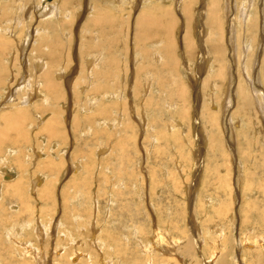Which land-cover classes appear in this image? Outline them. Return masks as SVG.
I'll return each mask as SVG.
<instances>
[{
    "label": "rangeland",
    "instance_id": "rangeland-1",
    "mask_svg": "<svg viewBox=\"0 0 264 264\" xmlns=\"http://www.w3.org/2000/svg\"><path fill=\"white\" fill-rule=\"evenodd\" d=\"M36 1L37 0H27V3H29V6L32 8V9L31 8L28 9V4L26 3V0H17V2L15 0H0V27L5 26L8 30V32H7V30H6V32H4L5 35L3 33L4 30L2 32H0V35L7 40H9V38H10V41H7V43H8L7 45H9V46H6L5 48H0V57L3 56L2 60L0 59V89H1L0 95H2L1 93H2V90H4L3 87L5 84H10V85L12 84L14 86L11 89L14 94L11 92V90H9L10 91L9 95L11 94L12 97L13 96L16 97V94H17L16 99H19V97L24 93L23 91H25L23 89H20V88L16 89V88L20 86V85L18 86V84H17L20 82L19 80L17 82V78L19 77L20 79H22V73L27 72L26 69H24V64L26 62L25 61L26 58L24 55L28 54L29 50L32 47L30 43H32L33 37H31V35H33L34 32L31 33L30 31L32 30L33 26H35L36 23L41 19V16L39 14L40 13L42 15L46 14V12H48V9L51 8L50 6L53 4V0H38L39 2L38 1L36 2ZM58 1H55V2L58 3ZM81 1H82V4H83V1H84V3L88 2V0H81ZM182 1H185V0H182ZM206 1L207 0H204V3H202L201 1L196 3L195 9H193V10L196 11L198 8L200 10L201 9L203 10ZM236 1H238V2H236ZM236 1L235 0H229V1L228 0H224V1L221 0V2H220V6L223 8L222 10H224L226 6L228 7L227 3L229 5H231V9L229 8L227 10V14L225 16L228 17V19L231 16L230 20L233 21L234 28L237 29L238 32L243 33V34H241L242 37H240V41L243 43H241V42L240 43L241 44L245 43L246 45L249 44L250 48H251V49H249L247 47L246 50L244 49L242 51H239V49H236L237 47L234 46V45H236V44H234L235 42L233 40H231V37L229 34V32H230L229 28H228V26L226 27L224 25V27H226L225 28L226 31L223 30V32H224L223 33V44H224V47L226 48V59L229 60V65H231V71L234 75L235 80L237 78L238 72L240 73L239 68L241 70L246 69V71L250 70L251 76H252L253 72H255V75L258 73L257 69H259V67L256 66V67H258L257 69H256V67L253 68V65H252L253 60L250 59L251 56H249L248 54L249 53L251 54L254 51L253 49H254V46L256 45L255 38L260 37L258 34L261 32V34L263 35V33H264V27H263V30H262V27H260L259 29H256L255 27L254 28L253 27L245 28V26L242 25L243 26L242 27L240 25V23L235 20V18L239 15L238 10L240 9V6L243 4V2H245L247 0H236ZM18 2L20 4L18 6L19 9H18V7H15V4ZM31 2L32 3L34 2L35 4L34 3L32 4ZM260 2H262V0L261 1L260 0L255 1V3H254L255 11L257 9L259 10V7L260 8H261V6L263 7V4H260ZM22 3H23V5H22ZM174 3L175 2L173 0H169L168 3L164 2L165 6L170 7V13L172 16H174V14L176 16L177 12L178 13L180 12L179 8L176 7L177 12L175 13ZM189 3H190L189 4L190 8L194 7V1L192 2V0H191V1H189ZM49 4H51V5H49ZM82 4L79 7V9L81 8L80 11H82V12L79 11V13H81L83 16L77 15L79 18L74 17L73 18L74 20H70L71 22L69 21L67 24H65L64 23L65 21H64L62 28H64V26H66V28L62 29L60 34L56 35L57 37H54V40L58 39L55 41H61L60 44H58L54 48L55 53H58V54L62 53V55H60L61 58H64L65 55L67 56V54H68L67 57H69V59L72 58L69 61L63 60L62 65L59 66L58 68L66 71V73L70 76V80L72 83H74V81H78V84L80 82H81V84H83L85 82L83 79V76H82L83 71L81 72L79 70L81 63L79 64L78 59H76L77 61H73V60L75 58L81 59V57H83L84 48L82 46V43H80V41L83 39L84 34L87 35L86 33H82V32H84L83 21H85L84 19H86V20L88 19L87 18L88 14H91L89 8L86 11L88 5L83 4L86 7V9L84 7V11H83V5ZM181 4H182V2H181ZM22 6H24V8ZM235 6H237V7H235ZM249 7H251V6H249ZM254 8L253 7L249 8V9H251V11H250L251 15L255 14ZM25 9H27V10H25ZM3 11L4 12L6 11L5 12L6 15L4 14ZM30 11H31V14H30ZM116 13H117L116 11L115 12L112 11V16H114V14L116 15ZM7 14H8V16H7ZM31 16H32V22L30 24L31 26H29V28H28L29 29L28 35L30 36V40L27 41L29 44L25 41L26 42L25 48L27 47V49H25V52H23V54H22V51L21 52L19 51L21 48L20 44L22 45L21 42H22V40L24 41V37L26 35L25 30H24L25 24H28V22H30L29 20H30ZM13 17H14V19H13ZM43 17L45 18V16H43ZM180 17H181V15H180ZM196 17H198V16L196 15ZM202 17H203L202 19L201 18L199 19V17H198V20L203 21V22L206 21L205 15ZM16 18L18 20H21V18H22V20L24 21L23 24H22V22L20 24V25H23L22 27L18 25L19 27L23 28L22 30H21V28L16 27L17 24H14L16 21L15 20ZM181 21H182V19H181ZM195 21L197 22V20H195ZM235 25L237 26V28ZM182 27H181V24H179L178 34H179V32H181ZM197 27H198V29H196V28L193 29V34H192L193 37L192 38H194V41L196 44H197V42H196L197 38H201V41H203V44H205V40L208 37V35H206V33H204V30H208V28L206 27V24L202 25V27H200V25H198ZM104 28L106 30L107 25H104ZM199 28H202V29H199ZM65 31L68 33L67 35H68L69 39H70V37H71V39L73 38L72 43H70L71 41L69 39L64 38L65 36L63 34L65 33ZM247 31H248V33H247ZM50 32L51 31H49L48 33H50ZM92 32L94 33V30H92ZM56 33H58V32H56ZM93 33H92V35H94ZM13 34L15 37L13 36ZM15 34H17V36ZM70 34H71V36H70ZM105 34L109 35L108 33H106V31H105ZM48 35H49L48 37L50 40L49 41L50 45L48 43L47 45L45 44L46 47H41V48H44L46 52H47V50L49 51L50 47L52 46L51 42L53 41V38H52L53 35H52V37H51V34H48ZM100 35H101V33L98 32L97 36H100ZM256 35H258L259 37ZM21 36H22V39H21ZM61 37H63L64 39ZM180 37H182V36H180ZM15 38H17V39H15ZM116 39L117 40L119 39L118 42L121 45H125L123 43V41L121 40V38H119V35L116 36ZM123 39H124V37H123ZM67 40H68V42H67ZM75 41H77L76 45L74 44ZM93 42H101V37L97 40H94ZM9 43H11L12 45ZM52 43H55V42L53 41ZM37 44L38 43L35 44V47L38 46ZM93 44L95 45L96 43L91 44V46H92L91 51L94 50L95 52H93L92 54H90L88 56H91V55L94 56L95 53L97 52V50L101 49L100 51H102V55H100V58L96 64V65H98V68L95 67V69H99V67L101 65L100 63H102L103 59L107 56V53L110 51V46L106 45L107 50H105V49L101 48L102 43H100V44L97 43V45H95V46ZM156 44L157 43H155V45ZM231 44H232V47H231ZM63 45H64V47H63ZM73 45H75V47H72ZM80 45H81V47H79ZM193 45L194 44H192V46ZM262 45H261V47L263 48ZM61 46L63 48H61ZM59 47H60V49H58ZM65 47H68V49L70 48L68 52H67L68 49L67 48L65 49ZM78 47H79V49H78ZM196 47L200 48V47H202V45H199V46L197 45ZM196 47H195V49H197ZM8 48L10 50H7ZM199 48L197 49V52L201 53V48L200 49ZM80 49L82 52L80 51ZM22 50H24V48H22ZM26 50L28 51L27 53H26ZM117 50H120V47ZM33 52L30 51V53L28 55V57L30 58L29 61L35 60V58H36L35 56H38V54H40L36 51H33ZM111 52L114 54L115 47L112 49ZM176 52H177L176 53L177 56H179L178 57V67H180L181 64L183 63V65H185V69H184L185 73H186V75H188L187 79L191 80L192 78H195L194 83H189V85H188V92H189V97H190L191 102H192L193 98L194 99L197 98L195 96V93L198 95V97H200V99L202 101L206 100L208 97V92H211L210 86L208 87L209 88L208 92L202 91V88H200L203 77L207 75L204 72L205 68H204V70L198 69V73L196 71H195L196 73H194V67L193 66H191V65L187 66L186 62L181 61L182 60L181 59L182 49H181V51H179V49H177ZM240 52H241V54H240ZM245 52H246V54H245ZM78 53L80 54L81 57H79ZM232 53L235 56H237L238 59L240 58L239 60H242V61H238V59H237L238 63H236L237 61L233 62V60L231 58ZM235 53H237V54H235ZM9 54L13 57L10 62H9V57H8ZM115 54H116V56L120 57L119 52L116 51ZM204 54H205V52L203 53V55ZM239 55H241V56H239ZM246 55H247V57H246L247 59L246 58L244 59V56H246ZM40 56L44 57L42 54H40ZM121 56L123 58H125V54H122ZM15 57H16V59H15ZM122 57H120V58H122ZM3 58H5V59H3ZM23 58H25V60H23ZM253 58H254V56H253ZM6 59H8L9 63L8 62L6 63ZM29 61H28V64L30 63ZM68 62H70V63H68ZM121 62H123L122 64L125 66L126 61H121ZM195 62L197 63V61H195ZM202 63L203 62L198 63L197 68ZM244 63H246V64L244 65ZM210 64H211V62H210ZM3 65H4V67H3ZM8 66H10V67H8ZM66 66H68V68ZM199 67H203V66L200 65ZM189 68L190 69L192 68L191 71H189ZM237 68H238V70H236ZM158 69L160 71L162 70L161 68H158ZM251 70H252V72H251ZM236 71H238V72H236ZM28 72H29V70H28ZM164 73L165 72L161 71V74H163L164 77H166L167 75ZM240 75H242V74L240 73ZM8 77H9V81H8ZM10 77H11V79H10ZM12 79L16 82H14ZM166 79H167V77H166ZM166 79H163V80H166ZM2 81H3V83H2ZM67 81H69V80H67ZM12 82H14V83H12ZM1 83L4 85H2ZM124 83L125 82H123V84L122 83L118 84V87H117V90H118L117 94H120L121 100L123 97L125 98L126 94H130V91H131V89H129V85H128L129 83L128 82H126V84H124ZM259 85L262 88V90H264V88H263L264 84L260 83ZM234 86H235V84H234ZM234 86L232 85V87H234ZM195 88H197L198 90H195ZM126 89H127V91H126ZM153 90H154L153 94L156 93L155 87L153 88ZM234 90L235 89L233 88L232 93ZM4 91H6V90H4ZM16 91H18V92H16ZM228 91H229L228 90V84H225L224 89L221 88V90H220V95H222V96L225 95L227 98V92ZM75 92L76 93H74L72 96H71V92L68 93V95L70 94L69 98L67 97L68 99L67 98L63 99V100H66V103H68L69 106L71 105V107H73V110L75 109L73 111L70 107V109H71V111H70L69 106H68V108L67 107L64 108V111L68 113L67 115H68L69 123H67L68 120L64 123V130L66 133L65 137L67 139L64 138V140H63L64 142L62 141L63 143L61 142L60 139L59 140L57 138L53 139L51 137V135L48 133L44 134L43 133L44 131L42 132L40 130V128L39 129H32V128L29 129L31 127V126L28 127L29 124H32L34 122V120L32 118H29V117L27 118L28 121L25 123L26 128L29 129L28 137L25 140L23 139V137H21L22 135L19 134L20 132L18 130L13 132L16 129V128H13L15 125H12V127H10L12 129V132L9 131L8 129H10V128H8V129L4 130V132H2V134H0L1 138L6 139V140H4V139L0 140V141H4L1 149L5 153V155H4L3 151L1 152V149H0V158H1L0 159V165H1L0 169L5 166V168L7 170H9L8 175H10V177H15V178H13L15 180H13L11 178L9 180L4 179L5 181L3 183V187H1V189H0L1 190L0 193H2V197L0 196V211L2 212V213L0 212L1 213L0 214V219H1L0 220V223H1V225H0V235H1L0 238H4V240H6V237H4V234H5L4 229L9 224H13L14 225L13 227H15L14 231L17 232L18 227L20 228L19 232L21 235L18 234V236H20L24 241H27V242L31 241V243H33L32 245L35 246L37 249L38 248L43 249V251H44L43 253L47 252V255L43 261V264H62L59 262L60 257L58 255L54 256L55 254H53V252H54V248L56 250L60 249V251L63 252L65 246H67L66 250L68 251V253L73 252V251H75V252H73L74 254L79 253L77 261H79V259L81 257L80 260L85 261L84 259H86L87 261L88 260L91 261L92 264H104L105 258L107 260L108 257L112 256L113 252L109 251L110 253H107V254L103 253L106 256L105 257L101 253V250H99V248L97 247L96 242H98L99 240H105V242L110 243V241L112 239L113 242L117 243V247L119 245L122 249L125 248L124 249L125 251H124V253H122V255L119 253L120 256L115 253V250L113 248V251L115 253L114 255H117L116 257H119L120 259L122 258L121 259L122 261L126 260L125 262H129V261H135L138 259L142 260V257H141L142 253L140 251H138L139 240H142V242L144 244H146L148 242V239H150V238L152 239V237L154 235L153 233L155 232V230H156L157 235L160 232L166 233L168 231L170 236L174 238L175 245H177V246L181 242H183V240L186 237L196 235L197 236V246H199V248L201 249L202 256L204 258L210 257V254L212 256L214 254L213 250H215L216 259L219 261V260H222V258H223L224 260H226L227 264H233L234 263V261H232V257H231L233 254L237 255V257H239V259L242 260V261L241 260L240 261L243 263H246V264L247 263L248 264H264V254H263L264 253V251H263L264 250V244H261V241H260V240L264 241V238H263V236H264V144L263 143L264 142L263 143L261 142L262 139L264 140V126H263L264 124H263V122H262V124H261V122L259 124V119L262 121V115L260 114L259 111L257 113V116L255 115L254 112L251 114L250 122L247 124L245 121H243V116L240 113L235 115L236 112L232 111V110L236 109V103H234L235 96H233L234 101L232 103V106L230 105L226 109L227 113L223 112L224 110H222L221 104L217 105V107H218L216 109V113L218 111V113L216 114L217 118L214 119L216 121H213L212 124L215 125L214 123L216 122V124L218 126L216 125L217 127H215L214 131L212 130L213 134H215L216 132L218 133V130L222 128V124H221L222 120L224 121L223 124L226 125V130H224L222 128V130L224 132L222 130H220L219 134H215V136L217 135V139L222 137L220 139L221 142L219 141V144L222 143V145H219L220 147L217 148V150L215 147L214 148L215 151H214L212 148L214 142L212 143V141H211L213 139H212L210 133L207 132V134H209L210 136L208 135L205 138L202 136L204 131H205V127L203 128L204 123L200 121L201 120L200 119L201 114L199 115V110H200L199 109V107H200L199 103H198V108H196V106H194L195 109H192V110L195 113L193 116H195L199 120V126L195 127V129H196L195 131L200 132V134H202L200 137L201 139L198 137V135H195L196 132L193 131V126L189 125V123H188L189 120L184 121L177 114H173V112L168 114V112H166L164 110L163 101L162 100L158 101L157 99L154 100L153 107L150 106L151 108L147 110V112L148 111L149 112L148 113L145 112V113H147V116H145L146 121H149V122L153 121V122H150V123L146 122L147 125H145V126H147V127L145 128L144 131L141 130V126L138 125L139 123H137V121H136V123H135L136 125L134 124L130 128L124 127V128H121L120 130L118 129L117 130L118 132L116 134H114V136H113L109 130L103 129V131H102V129L98 128L97 125H95L93 127H92V125H89L90 126L89 127V126L85 125V123H83V121H81V118L83 120V118L86 116V114H88V113L90 114V112L85 111L86 110V108L84 107L85 105L82 106V103H85L87 101L86 96L83 94H78L77 91H75ZM217 93L218 92L216 90L213 94H217ZM75 94L77 95V97L75 96ZM139 94L140 95H138V98L136 97V101H137V103H140L139 105H143L144 97L141 93H139ZM9 95H8V97H6V100L2 102V104H4V103L7 104V105L4 104L5 107L10 106L9 105L10 104L9 103ZM47 95L48 94H46V97H47ZM73 96L75 97V99L78 100L77 102ZM48 98H49V96H48ZM85 98H86V100H85ZM7 99H8V101H7ZM69 99H71V100H69ZM154 99H155V97H154ZM49 100H48V104L51 106V103ZM67 100H69V101H67ZM72 101H75V102H72ZM36 102L38 103L37 106H39V105L41 106L40 109L45 107V104L42 103L43 99H39ZM199 102L201 103L200 100H199ZM66 103L64 105H66ZM73 104H75V105H73ZM78 105H80V106H78ZM220 105H221V107H220ZM1 107H2V105H0V108ZM191 107L193 108V106H191ZM36 109H38V108L36 107ZM44 109L43 110L46 111V108H44ZM77 109L78 110L81 109V110L78 111ZM43 110H40L42 114L45 113ZM110 110H111V108H110ZM110 110H108V111H110ZM135 111L138 112L137 109ZM83 112H85V113H83ZM34 113L39 114L38 110H37V112H34ZM72 113H74V115ZM232 113H234V114H232ZM42 114H39V115L44 117V115H42ZM223 114H224V116L222 119ZM253 114H254V116H253ZM112 115H114V114H112ZM138 115H139L138 113L137 114L135 113L136 119H138L140 117V115L139 116ZM79 117H80V119H79ZM224 117H226V119H224ZM256 118L258 119V123L255 121V120H257ZM72 119L73 120L76 119V120L73 121ZM172 119L180 122V128H179L180 134L176 135L179 138V139H177V141H173L176 138H173V140H169L170 139L169 138L167 140V139L163 138L162 136H160V134H159L161 132L166 133L165 132L166 131V125L173 124ZM227 119H228V121H227ZM98 120H100L99 117H97L96 122ZM229 120H233V121L229 122ZM80 121L82 123H78ZM71 123H73V124H71ZM149 125L151 126L150 128H153V129H150ZM2 126H4V125H2V121L0 120V127H2ZM66 129H68L67 130L68 132H66ZM71 129L74 132L72 133V136L70 134V138H68L67 134L70 133ZM85 130H87V131H85ZM191 130L193 131V133ZM8 131H9V133H8ZM17 131L19 133H16ZM88 131H89V133H87ZM97 131H100V133H97ZM141 131H142V133H141ZM212 131H211V133H212ZM5 132H6V134H5ZM31 132H33V133H31ZM40 132H42V133H40ZM189 133L191 134V136L189 135ZM123 134L125 135V137L127 134L128 138L126 137V139L125 138L122 139V141H123V142H121L122 144L121 143L117 144L118 142L116 143L115 141L120 137L123 138L124 137ZM166 134L169 135V133H166ZM7 135H9V136L6 137ZM104 135H106V137ZM187 135H189V137ZM46 136L51 137V138H47ZM152 136L156 137V140L154 142L151 141ZM39 137H40V139H39ZM79 137H81V138H79ZM45 138H47L46 141H45ZM207 138H209V139L207 140ZM38 139L41 140V143ZM84 139H86V140H84ZM9 140L11 141L10 144H9ZM15 140L17 141V144L15 143ZM209 140L211 141V144H210ZM119 141H121V139ZM247 141H249V142L247 143ZM25 142H26V144H25ZM48 142L50 143L52 150H53V151H51L52 152L51 154L49 153L51 147L49 146ZM99 142H101V143H99ZM20 143H22V145ZM28 143L30 145L33 144L34 146L37 145L39 147V149L36 146H35V148L38 149V151L40 150L39 153L42 154L40 156L41 160L36 161V163L39 161L37 163L38 169L35 168L36 166L34 167L32 165L33 163L30 164V161L25 163L26 159L24 156L29 153L28 151H26V149L28 148V145H29ZM58 143H60V145L58 146L59 148H56L57 147L56 145H58ZM89 143H91V144H89ZM7 144H8V146H7ZM11 144H12V146H11ZM53 144H55V145H53ZM66 144L68 146L67 148H70L69 154L72 157V159L76 160L75 162L78 161V164H79L78 170L79 171L77 170L76 173H74L73 171L68 172V173L65 172L64 174L60 175V177H59V174L62 171V168L66 167V165H67V162L64 164L65 158H63L61 156L62 155L61 148H62V146H65ZM251 144H252V146H251ZM16 145L18 148L16 147ZM44 145H45V147H44ZM96 145L98 147H105L106 148V151H105L106 154H105V152L102 153V151H99V153L101 152V156H98L99 153H96V151H97ZM10 146H11V148H10ZM19 146L22 149L20 151H19V149H20ZM45 148H47V151H45L46 150ZM210 148H212V150ZM4 149H6V150H4ZM42 149H43V151H42ZM8 150H11L13 153L7 154L6 152H8ZM246 150H247V152H246ZM248 150H249V152L251 151V153H250L251 155L248 153ZM24 151L28 152V153L26 154ZM243 151L246 153H243ZM89 152H90V154H89ZM239 152H240V154H239ZM46 153H49V154H46ZM59 153H60V155H58ZM94 153H96V154H94ZM241 153H243L244 155ZM9 155H11V156H9ZM12 155H13V157H12ZM242 155L245 157H243ZM3 156L5 158H3ZM22 156H23L22 163H24L26 165L19 162V159L21 160ZM58 156L62 157L61 160L59 159L60 157L58 158ZM248 156H249V158H248ZM251 156H253V157H251ZM26 158L28 159V157H26ZM46 158H48L50 161L53 160L52 162H50L51 165L49 163V160ZM51 158H53V159H51ZM68 158H70V157L68 156ZM243 158L245 159V162H244ZM11 160H12V162H14L13 165L12 164L10 165V163H12ZM23 160H25V161H23ZM44 160H46V161H44ZM58 160H60V161H58ZM80 160H81V162H80ZM1 161H2V163H1ZM84 161H85V163H83ZM45 162H46V164H45ZM53 162H54V164H52ZM58 162H59V164H58ZM60 162H62V163H60ZM239 162L241 163V170H239V172H238L237 166H238ZM48 163H49V165H48ZM85 165H87L90 168H87V166H85ZM16 166H18L19 169L17 168V170H16V168H15ZM44 166L46 167V169H48L49 167L51 168V166H52V168L49 172L48 171L43 172ZM47 166H49V167H47ZM22 167H24V168H22ZM26 168H27V170H26ZM82 169L84 170L83 172H82ZM39 170L41 171V173L37 172ZM42 173L45 175L44 176L45 178H48L52 182V187L50 190L51 192L47 194L48 196L46 194H43V193H42L43 196H42V194H38L37 189L35 191L32 190L33 195L30 192L28 193L27 189L25 190V187L28 186V184L30 183L28 180L30 178V176L32 174H33V176H38L39 174H42ZM46 173H48V175ZM15 174H16V176H15ZM80 174H81V176H80ZM91 174H92V176H91ZM8 175H7V178H8ZM18 175H20V177ZM63 175H65V176H63ZM238 175L240 176V181H239V183L238 182L236 183V181H237L236 178H239V177H237ZM74 176H76V177H74ZM24 177H26V178H24ZM144 177H145V179H144ZM16 178L20 179V182L22 181L20 183V185H22V186L24 185L23 189H17V187H15L13 189L12 183L14 184V182L17 180ZM71 178L74 180V183H73V180ZM97 178H99V179H97ZM61 179H62V181H61ZM78 180H79V182H78ZM82 180H83V182H82ZM55 181L57 182L58 187L56 186ZM183 181H184V183H183ZM101 182H102V184H101ZM5 183L7 184V186H10V185L11 186L9 188L7 186L5 187V185H6ZM9 183H11V184H9ZM78 183H80V184H78ZM120 183H121V185H120ZM177 184H178V186H177ZM221 184H223V185H221ZM4 187H5V189H4ZM65 187H67V188H65ZM184 187L186 189H184ZM16 189L18 190L21 197L19 196L18 198H16L17 196L12 193L13 191H17ZM77 189H79V190L77 191ZM2 191L5 194H3ZM56 191H57V193H56ZM65 191H69L70 194H68V192H65ZM24 192H27V193H25V195H23ZM61 192H62V194H61ZM193 193H194V195H193ZM26 194H29V195L26 196ZM36 194L38 196H40L39 200H38V197H36L37 196ZM60 196H61V198H60ZM28 198H30V199H28ZM48 198H49V200H48ZM204 199H206V201ZM59 200H60V202H59ZM66 200H67V202H66ZM191 201H192V203H191ZM200 202H201V204H200ZM57 203H59V204H57ZM26 204H27V206L32 207L31 212H29V209L26 207ZM23 206H24V208H23ZM57 208L59 211H57ZM16 209H19V210L16 211ZM23 209H25L24 210L25 213H24ZM46 209H47V211H46ZM7 212L10 214H8ZM64 212L65 213L67 212V213L63 214ZM93 212H94V214H93ZM229 214H230V216H229ZM7 215H9V216L7 217ZM60 215H62L63 217ZM18 217H19V219H18ZM231 217H233V221H231V219H230ZM66 218H67V220H65ZM23 219H25V222ZM30 219H32V221H29ZM75 219H77V220H75ZM90 219H92V220L90 221ZM8 220H10V222ZM27 220L30 223L29 226H28L29 223L27 222ZM36 220H38V223H39L38 225L43 224L40 226V228H42V230L44 229V226L46 225L45 230H44L45 234L43 235L44 240H42L41 243L39 241H37V240H39V238L37 239L35 237V235H33V233H32V230L34 229L33 226L35 224H37ZM50 220H52V221H50ZM20 221L22 224H20ZM58 221L61 224L58 223ZM71 221H73V222H71ZM46 222L48 223V225L46 224ZM20 225H22V227L23 226L24 227L22 228ZM65 225L66 226L68 225V227H66ZM54 227H56V228H54ZM24 228H27V229L25 230ZM81 228L82 229L84 228V229L82 230ZM156 228H158V229H156ZM21 229H22V231H21ZM93 229L96 230L95 234L93 232ZM72 230H73V232H72ZM67 231H68V233H67ZM92 232H93V234H92ZM56 234H57L58 238L60 237V239L57 238ZM63 236H65V237H63ZM66 236L68 239L71 240L68 243V245L64 242V240L62 241V239L66 238ZM101 236H102V239H101ZM158 236H160V235H158ZM20 237H18V238L21 239ZM200 237L201 238L204 237L203 238L204 242L200 241ZM244 237H247V238H244ZM24 241H21V243H23ZM35 241L37 243H35ZM239 241H240V243L242 242L240 246L238 245ZM244 241H246V243H244ZM38 242L40 244H38ZM121 244H122V246H121ZM252 244H254V245H252ZM42 245H43V247H42ZM244 245H245V247H244ZM47 246H48V248H47ZM111 247H112V245H111ZM114 247H115V249H117L115 245H114ZM69 249H70V251H69ZM77 250H78V252H77ZM248 250H250V251H248ZM1 252L4 253V251L2 249H1ZM116 252H117V250H116ZM137 252H139V253H137ZM243 252L247 253L249 256ZM83 253L84 254L87 253V254L84 255ZM256 253L257 254L260 253L259 255L261 257H259V255H257ZM20 254L22 255V258L29 256L28 258L31 259L30 262L28 259L27 261H25V263H27V264H39L38 261L34 260V258H31V257H33V253H31V251L28 254V256H27V253H24V252L20 253ZM31 254H32V256H31ZM80 254H82L84 256H82ZM121 256H125V257H121ZM251 257H253V258H251ZM15 259L18 260V258H16V257H11V261L13 263H15V264L21 263V262L17 263L18 261L14 262ZM250 260H252V261L250 262ZM87 261L84 263L89 264V261L88 262ZM185 261H186V259H185ZM4 264H8V263H4Z\"/></svg>",
    "mask_w": 264,
    "mask_h": 264
},
{
    "label": "bare ground",
    "instance_id": "bare-ground-1",
    "mask_svg": "<svg viewBox=\"0 0 264 264\" xmlns=\"http://www.w3.org/2000/svg\"><path fill=\"white\" fill-rule=\"evenodd\" d=\"M15 1L17 2V0H15ZM55 1H58V0H53V4L52 5L49 4V5H51L50 6L51 8L48 9V12H46V14H44V15H42L41 13L39 14L41 16V19L36 23L35 26H33L32 30L30 31L31 33L34 32L33 35H31V37H33V41H32V43H30L32 47L29 50V52L26 50V53L28 52V54L24 55L25 58H26V60H25V58H23V60L26 61L25 64H24V69H26L27 72L26 73L25 72L22 73V79H20L19 77L17 78V82H18V80L20 81L17 84H18V86L19 85L20 86L16 88V89H19L20 88V89L25 90V91H23L24 93L19 97V99H16L17 94H16V97H14V96L12 97L11 94L9 95V92H10L9 90H11L14 86L12 84L11 85L10 84H5L4 85V84H2L3 81L1 83L2 85H4L3 88L6 91L2 90V93H1L2 95H0V105H2V107L0 108V120L2 121V125H4V126L0 127V134H2V132H4V130L12 127V125H15L16 127L14 126L13 128H16V129L13 132H15L16 130H18L20 133L18 131L16 133L21 134L22 135L21 137H23V139L25 140L28 137L29 129H31V128L32 129H39L40 128V130L42 132L44 131L43 132L44 134H47L48 133V134L51 135V137L53 139L57 138L58 140L60 139L61 142H62L64 140V138L67 139L65 137L66 136V133H65V130H64V123L68 120V115H67L68 113L64 111V108H66V107L68 108V106H69L68 103H66V100H63V99H66L67 97L69 98V95L70 94L68 95V93L71 92V96H72L74 93H76L75 91H77L78 94H83V95L86 96L87 101L85 103H82V106L85 105L84 106L86 108L85 111L86 112H90V114L88 113V114H86V116L84 115L85 117L83 118V120L81 118V121H83V123H85V125H87V126L92 125V127H93V126L97 125V127L98 128H101L102 131H103V129L109 130L110 133H112L113 136H114V134H116L118 132L117 131L118 129L120 130L121 128H124V127H129L130 128V127H132L136 123V121H137V123H139L138 125L141 126V130L144 131L145 128L147 127V126H145V125H147L146 122H149V121H146V118H145V116H147V113L149 112V111L147 112V110L151 108L150 106L153 107L154 100H156V99L158 101L159 100H162L163 101L164 110L166 112H168V114L173 112V114H177L184 121H188L189 120V122H188L189 125H192L193 126V131L196 132V134L195 133L194 134L195 135H198V137L200 138L202 134H200V132L195 131L196 130L195 127L199 126V120H198V118H196L195 116H193L195 113L192 110V109H195L194 106H196V108H198V103H199V105H200V107H199V109H200L199 110V115L201 114V118H200L201 120L200 121L204 123L203 128L205 127V131L203 130L204 133H203L202 136L205 138L206 136L209 135V134H207V132L210 133V135H211V137L213 139L211 141H212V143L214 142L213 143V147H212L213 150H214L215 147H216V150H217V148L220 147L219 145H222V143L219 144V141H220V139L222 137L220 136L221 138H218L217 139V135L215 136V134H219V131L222 130V128L224 130H226V125L223 124L224 121L222 120L221 121L222 128L221 129L218 128L219 129L218 130V133L215 131L216 133L213 134V131H214L215 127L218 126L216 124V122L214 123L215 125L212 124L213 121H216L214 119L217 118V116H216V114L218 113V111L216 113V109L218 108L217 105L221 104L222 105V110H224L223 112L224 113H227L226 112V109L230 105L232 106V103L234 101L233 100V96H235L234 103H236V109L235 110H232V111H235L236 112L235 115H237V114L240 113L243 116V121H245L248 124L250 122V116H251V114L254 112L255 115L257 116V113L259 111L260 114L262 115V121L259 119V124H260V122H261V124H262V122L264 124V99H263L264 98V90H262V88L259 85L260 83H263L264 84V33L262 35L261 32H260L258 34L260 37L258 35H256L259 38H255L256 45L254 46V49H253L254 51L251 54L250 53L248 54L249 56H251L250 59L253 60L252 61L253 62L252 63L253 68L256 67V66L259 67V69H257L258 67H256V69L258 70V73L256 72L257 74L255 75V72H253L252 73V76H251L250 75V70L249 71H246V69L241 70L239 68L240 73L242 75H240V73L238 71H236V72H238V75H237V78L235 80L234 75H233V73L231 71V65H229V60L226 59V48L224 47V44H223V33H224L223 30H225V28L228 26L229 31H230V32L229 31L228 32L230 34L231 40H233L235 42V43L233 42L234 44H236L234 46H236L237 47L236 49H239V51H242L244 49L246 50L247 47L249 49H251V48H250V45L249 44H248L249 46L246 45L245 43L244 44H241L243 42L240 41V37H242L241 34H243V33L238 32L237 29L234 28V23H233L232 20H230L231 19V16H230L229 19H228V17L225 16L227 14V10L229 8L231 9V5H229L227 2L226 3L228 5V7L226 6L225 9L222 10L223 8L220 6L221 0H207L206 3H205V6L203 8V10L202 9L200 10L198 8L199 10L197 9L195 11V10H193V9H195V4L198 3L199 1H201L202 3H204V0H192V2L194 1V7H191V8H190V5H189L190 4L189 1H191V0H185V1H182V0H173L175 2L174 3V9H175L174 11H175V13L177 12L176 11L177 10L176 7L179 8V11L181 13L180 12L179 13L177 12L176 16H175V14H174V16H172L171 13H170V7L169 6H165V4H164V2L165 3H168L169 0H88L87 3L85 2L86 4L83 1V4L88 5L87 6V9H86L85 5L82 4V1L81 0H59L58 3L55 2ZM180 1L182 2V4H181ZM255 1L256 0H247V1L243 2V4L240 6V9L238 10L239 11V13H238L239 15L235 18V20L238 21L241 26L242 25L245 26V28H250V27H253L254 28L255 27L256 29H259L260 27H262V30H263V27H264V0H262V2H260V4H263V7L262 6H261V8L259 7V10L257 9L256 11H255V8H254ZM236 2H238V1H236ZM23 3H22V5H23ZM26 3H27V0H26ZM27 4H28V9L31 8L29 6V3H27ZM81 4L83 5V11H84V7H85L86 11L89 8L91 14H88L87 15V18L88 19L87 20L84 19L85 21H83V30H84V32H82V33H86L87 34V35L84 34L83 39L81 40L82 42L80 41V43H82V46L84 48L83 57H81L80 54L78 53L79 54V57H81V59L75 58L73 60V61H77L76 59H78L79 64L81 63L79 70L81 72L83 71V75L82 76H83V79H84L85 82L83 84H81V82L78 84V81H74V83H72L71 80H70V76L66 73V71L58 68L59 66L62 65V63H63L62 61L63 60L69 61L72 58L69 59V57H67L68 54H67V56L65 55L64 58H61L60 55H62V53H60V54L55 53L54 48L58 44H60L61 41H55V40H58V39H55L54 40V37H57L56 35L57 34H60V32L62 31V29L66 28V26H64V28H62V25H63V22L64 21H65L64 23L67 24L70 20H74L73 19L74 17L79 18L77 15L83 16L81 13H79V11L81 10V8L79 9V7H80ZM19 5L20 4L18 2V3L15 4V7H18ZM237 6H235V7H237ZM249 6H251V7L254 8L255 14L251 15V12H250L251 9H249L251 7H249ZM22 7L24 8V6H22ZM18 9H19V7H18ZM25 10H27V9H25ZM112 11L113 12L116 11L117 12L116 15L114 14V16H112ZM5 12H4V14H5ZM80 12H82V11H80ZM30 14H31V11H30ZM180 15H181V17H180ZM196 15L199 17V19L200 18L202 19L203 18L202 16L205 15L206 21H204V22L203 21H199L198 20V17H196ZM7 16H8V14H7ZM43 16H45V18ZM13 19H14V17H13ZM181 19H182V21H181ZM15 20L16 21H15L14 24H17L16 27H19V26L22 27L23 26V25H20L21 22H22V24L24 23V21L22 20V18H21V20H18L17 18ZM195 20H197V22L199 24ZM29 21L30 22H28V24H25V29L24 30H25V34L26 35H25V37L23 36L24 37V41L22 40V42H21L22 45L20 44V47L21 48H20L19 51L20 52L22 51V54H23V52H25V49H27V47L25 48V45H26L25 43L28 40H30V36L28 35V33H29L28 32V30H29L28 28H29V26H31L30 24L32 22V16L30 17V20ZM179 24H181V27L182 26L183 27H182L181 32H179V34H178ZM205 24H206V27L208 28V30H204V33H206V35H208V37L205 40V44H203V41H201V38H197L196 39V42H197V44H196L195 41H194V38H192L193 37L192 36L193 29H195V28L198 29V27H197L198 25H200V27H202V25H205ZM104 25H107V29L106 30L104 28ZM224 25L226 27H224ZM21 27H19V28H21ZM236 28H237V26H236ZM22 29L23 28H21V30ZM199 29H202V28H199ZM6 30H7V28L5 26L0 27V32L3 31V33H4V32H6ZM92 30H94V33L92 32ZM49 31H51V32L48 33ZM105 31L109 35H106L105 34ZM7 32H8V30H7ZM56 32H58V33H56ZM98 32L101 33L100 36H97V33ZM92 33L94 35H92ZM247 33H248V31H247ZM48 34H51V37L53 35L52 38H53V41L55 43H52L53 42L52 41L51 42V45L52 46L50 47L49 51L47 50V52H46L45 49L44 48H41V47H46V45L49 43L50 40H49V37H48L49 35ZM67 34L68 33L65 31V33L63 34L65 36L64 38L69 39V37H68ZM4 35H5V33H4ZM15 35L17 36V34H15ZM117 35H119V38H121V40L123 41V43L125 45H121L118 42L119 39L118 40L116 39V36ZM13 36H14V34H13ZM70 36H71V34H70ZM180 36H182V37H180ZM100 37H101V42H93L94 40H97ZM123 37H124V39H123ZM61 38H63V37H61ZM15 39H17V38H15ZM21 39H22V36H21ZM72 39L70 37V39H69L71 41V42L69 41L70 43H72ZM7 41H10V38H9V40H7V39H5L4 37H2L0 35V48H5L6 46H9V45H7L8 44ZM67 42H68V40H67ZM34 43L35 44L38 43L37 44L38 46L35 47V44ZM92 43H96L95 45H97V43H99V44L102 43L101 48H103L105 50H107V46H110V51L108 53L106 52L107 53V56L106 57L104 56L105 58L102 61L103 64L100 63L102 66L100 65L99 69H95V67L98 68V65H96V64H97V62H98V60L100 58V55H102V51H100L101 49H98L94 56H92V55L91 56H88V55L92 54L93 52H95L94 50L91 51V48H92L91 44ZM155 43H157V44L155 45ZM9 44H11V43H9ZM74 44L76 45L77 44V41H75ZM192 44H194V45L192 46ZM49 45H50V43H49ZM75 45H73L72 47H75ZM197 45L198 46L199 45H202V47H200L201 48V53L197 52V49L199 48V47L198 48L196 47ZM261 45L263 46V48L261 47ZM63 47H64V45H63ZM63 47L61 46V48H63ZM79 47H81V45ZM79 47H78V49H79ZM114 47H115V52L113 54L111 51H112V49ZM119 47H120V50H117ZM195 47L197 49H195ZM231 47H232V44H231ZM22 48H24V50H22ZM66 48L68 49V47H65V49ZM58 49H60V47ZM69 49L67 50V52L69 51ZM177 49H179V51H181V49H182V53H181V59L182 60L181 61L186 62L187 63V66L188 65L193 66L194 67V73H196V72L198 73V69L204 70V68H205V71L204 72L207 75L203 77V80L201 82L200 88H202V91L208 92V90H209L208 87L210 86L211 92H208V97H207L206 100H203L202 101L200 99V97H198V95L195 93V96L197 98L196 99L193 98V100L191 102L190 97H189V92H188V85H189V83H194L195 78H192L191 80H188L187 79L188 75H186V73H185V70H184L185 69V65H183V63L181 64L180 67H178V57L179 56H177V54H176L177 53L176 52ZM7 50H10V49L8 48ZM30 51L31 52L36 51V52L42 54L44 57H42V56H40V54H38V56H35L36 57L35 60H32L33 62L31 60L29 61L30 58L28 57V55H29ZM80 51H81V49H80ZM116 51L119 52L120 57H122L121 56L122 54H125V58H123V57L120 58L119 56H116V54H115ZM204 52H205V54L203 55ZM235 54H237V53H235ZM240 54H241V52H240ZM245 54H246V52H245ZM239 56H241V55H239ZM253 56H254V58H253ZM2 57H0L1 60H2ZM8 57H9V62H10L13 57L10 54H9ZM246 57H247V55L244 56V59ZM231 58H232L233 62L237 61V59H238V57L235 56L233 53L231 55ZM3 59H5V58H3ZM15 59H16V57H15ZM239 59H238V61H242V60H239ZM28 61L30 62L29 64H28ZM121 61H126L125 66L122 64L123 62H121ZM195 61H197V63ZM238 61L236 63H238ZM7 62H8V59H6V63ZM200 62H203L202 64H200L203 67H199L200 66L199 65L198 68H197L198 63H200ZM210 62H211V64H210ZM68 63H70V62H68ZM245 64L246 63H244V65ZM3 67H4V65H3ZM8 67H10V66H8ZM66 67L68 68V66H66ZM158 68H161L162 69L161 71L165 72L164 74L167 75L166 76L167 79H166V77H164L163 74H161V71ZM191 69L189 68V71H191ZM28 70H29V72H28ZM236 70H238V68ZM251 72H252V70H251ZM10 79H11V77H10ZM163 79H166V80H163ZM67 80H69V81H67ZM8 81H9V77H8ZM14 82H16V81H14ZM14 82H12V83H14ZM123 82H125L124 84H126V82L129 83L128 85H129V89H131V91H130V94H126L125 95V98L123 97L122 100H121L120 94H117V91H118L117 90V87H118V84H120V83L123 84ZM225 84H228V90H229L227 92V98H226L225 95H223V96L220 95V90H221V88L224 89V85ZM234 84H235V86H234ZM232 85L234 87H232ZM154 87H155V92L156 93L153 94V91H154L153 88ZM233 88L235 90L232 93ZM263 88H264V86H263ZM195 90H198V89L195 88ZM216 90H217L218 93L217 94H213ZM126 91H127V89H126ZM11 92L13 93L12 90H11ZM16 92H18V91H16ZM139 93H141L143 95V97H144V99H143V105H139L140 103H137V101H136V97L138 98V95H140ZM46 94H48L47 97H46ZM8 95H9V103H10L9 105L10 106L5 107L4 104H6V103L2 104V102L6 100V97H8ZM48 96H49V98H48ZM75 96L77 97L76 94H75ZM154 97H155V99H154ZM86 98H85V100H86ZM39 99H43V102L42 103L45 104V107L44 108H46V111H44L45 110L44 108L40 109V107H41L40 105L37 106L38 103L36 101L39 100ZM74 99H75V97H74ZM48 100L50 101L51 106L48 104ZM69 100H71V99H69ZM69 100H67V101H69ZM75 100H76V102L78 101L77 99H75ZM199 100L201 101V103L199 102ZM7 101H8V99H7ZM72 102H75V101H72ZM65 103H66V105H64ZM73 105H75V104H73ZM221 105H220V107H221ZM78 106H80V105H78ZM191 106H193V108ZM36 107L38 109H36ZM70 107H71V105L69 106V109H70ZM110 108H111V110H110ZM71 109L73 110V107H71ZM71 109H70V111H71ZM136 109L138 110V112L135 111ZM37 110H38L39 114H42L40 110H43L45 112L44 114H42V115H44V117L41 116V115H39V114H37V113H34V112H37ZM79 110H81V109H79ZM108 110H110V111H108ZM145 112H147V113H145ZM83 113H85V112H83ZM135 113L136 114L138 113L140 115V117L138 119H136ZM72 114L74 115V113H72ZM112 114H114V115H112ZM232 114H234V113H232ZM223 116H224V114L222 115V119H223ZM253 116H254V114H253ZM28 117L29 118H32L34 120V122L32 124H29L28 127L31 126L29 129L26 128V126H25V123L28 121L27 120ZM97 117H99L100 120H98L96 122ZM79 119H80V117H79ZM224 119H226V117H224ZM75 120L76 119H74L73 121H75ZM81 121L78 122V123H82ZM227 121H228V119H227ZM230 121L232 122L233 120H229V122ZM255 121L258 123V119L255 120ZM150 122H153V121H150ZM67 123H69V120H68ZM71 124H73V123H71ZM150 127L151 126L149 125V128ZM179 128H180V122L173 120V124L166 125V131L165 132L166 133H169V135H167L164 132H161L159 134H160V136H162L163 138H165L167 140L169 138H170L169 140H173V138H176L173 141H177V139H179V138L176 135L180 134V129ZM10 129H8V130L12 132V129L11 130ZM150 129H153V128H150ZM67 130L68 129H66V132H68ZM210 130L211 131L213 130L212 133H211ZM9 131H8V133H9ZM85 131H87V130H85ZM89 131L87 133H89ZM100 131H97V133H100ZM142 131H141V133H142ZM193 131H192V133H193ZM42 132H40V133H42ZM73 132L74 131L71 129L70 130V133L67 134L68 135V138H70V134L72 136V133ZM31 133H33V132H31ZM5 134H6V132H5ZM189 135L191 136L190 133H189ZM189 135H187V136L189 137ZM8 136L9 135H7L6 137H8ZM104 136L106 137V135H104ZM51 137H47V138H51ZM81 137H79V138H81ZM126 137H127V134H126ZM126 137H125V135H124L123 138L122 137H120V138L117 137L118 139L115 142L116 143L118 142L117 144H120L121 142H123L122 139H124V138L126 139ZM47 138H45V141H46ZM3 139L6 140L5 138H1L0 137V140H3ZM39 139H40V137H39ZM120 139H121V141H119ZM208 139L209 138H207V140ZM16 140H15V143L17 144V141ZM84 140H86V139H84ZM155 140H156V137L155 136H152L151 137V141L154 142ZM262 140H261V142L263 143L264 140L263 141ZM39 141L41 143V140H39ZM211 141H210V144H211ZM3 142L4 141H0V149L3 146ZM10 142L11 141L9 140V144H10ZM248 142L249 141H247V143ZM99 143H101V142H99ZM20 144L22 145V143H20ZM25 144H26V142H25ZM89 144H91V143H89ZM53 145H55V144H53ZM59 145H60V143H58V145H56L57 147L56 146L55 147L56 148H59L58 147ZM7 146H8V144H7ZM11 146H12V144H11ZM11 146H10V148H11ZM35 146L38 147L37 145H35ZM35 146L33 144L32 145H30V144L28 145V148L26 149V151H28L29 153L24 151L26 154L27 153L28 154L24 156L25 159H26V161L25 160H23V161H25V163L30 161V164L33 163L32 165L34 167L36 166L35 168L38 169L37 168V163L39 161L37 163H36V161L37 160H41L40 156L42 154L39 153L40 150L38 151L39 147H38V149H36ZM49 146L51 147L50 143H49ZM251 146H252V144H251ZM16 147H17V145H16ZM44 147H45V145H44ZM67 147L68 146L66 144L65 146H62V148H61V153H62L61 156L63 158H65L64 164L67 162V165H66V167L63 166L64 168H62V171L60 172L59 177H60V175L64 174L65 172L68 173V172H72L73 171L74 173H76V171L79 169L78 161L75 162L76 160H73L72 159V157L69 154V149L70 148H67ZM19 148H20V146H19ZM212 148H210V149L212 150ZM45 149H46L45 151H47V148H45ZM4 150H6V149H4ZM20 150H22V149L20 148L19 151ZM2 151L3 150L1 149V152ZM42 151H43V149H42ZM51 151H53L52 150V147H51L50 152H49L50 154L52 153ZM99 151H102V153H103V152L106 151V148L105 147H98L97 146L96 153H99ZM246 152H247V150H246ZM246 152L243 151V153H246ZM6 153L7 154H12L13 152L11 150H8V152H6ZM49 153H46V154H49ZM96 153H94V154H96ZM243 153H241V154H243ZM248 153L250 154L251 151L249 152V150H248ZM3 154L5 155L4 151H3ZM89 154H90V152H89ZM105 154H106V152H105ZM239 154H240V152H239ZM58 155H60V153ZM9 156H11V155H9ZM68 156L70 158H68ZM98 156H101V152L98 154ZM12 157H13V155H12ZM26 157H28V159ZM59 157L60 156H58V158ZM62 157H60L59 159L61 160ZM243 157H245V156H243ZM251 157H253V156H251ZM3 158H5V157L3 156ZM22 158H23V156L21 157V160L19 159V162L20 163H22ZM248 158H249V156H248ZM46 159H48V158H46ZM51 159H53V158H51ZM60 160H58V161H60ZM44 161H46V160H44ZM52 161L53 160H51V161L49 160V163L52 162ZM11 162H12V160H11ZM54 162L52 164H54ZM80 162H81V160H80ZM244 162H245V159H244ZM1 163H2V161H1ZM49 163H48V165H49ZM60 163H62V162H60ZM83 163H85V161ZM11 164L13 165L14 162L10 163V165ZM22 164H24V163H22ZM45 164H46V162H45ZM58 164H59V162H58ZM24 165H26V164H24ZM50 165H51V163H50ZM45 166H44V169L42 168L43 169V172L44 171H46V172L48 171L49 172L51 170V168H52V166H51V168L49 166H47L49 168L46 169ZM85 166H87V165H85ZM237 167H238V172H239V170H241V163L240 162L238 163V166ZM15 168H16V170H17V168L19 169L18 166H16ZM22 168H24V167H22ZM87 168H90V167L87 166ZM26 170H27V168H26ZM40 170L37 171V172H40L41 173ZM8 171L9 170H7L5 168V166L0 169V189H1V187H3V183L5 181L4 179H8L9 180L10 178L11 179L15 178V177H10V175H8L9 174ZM83 171L84 170L82 169V172ZM46 174L48 175V173H46ZM7 175H8V178H7ZM15 176H16V174H15ZM18 176L20 177V175H18ZM44 176L45 175L43 173L42 174H39L38 176H33V174H32L30 176V178L28 179L30 183L28 184V186L25 187V190L27 189L28 193L30 192L31 194H32V190L35 191L36 189L38 190V192H37L38 194H42L43 193V194H46L47 195L48 193H50L51 192L50 190H51V187H52V182H51V180H49L48 178H45ZM63 176H65V175H63ZM80 176H81V174H80ZM91 176H92V174H91ZM74 177H76V176H74ZM237 177H239V178H236L237 179L236 183L237 182L239 183L240 176L238 175ZM24 178H26V177H24ZM97 179H99V178H97ZM144 179H145V177H144ZM13 180H15V179H13ZM61 181H62V179H61ZM15 182H14V184L12 183L13 189L15 187H17V189H23V186L24 185L23 186L20 185V183L22 182V181L20 182V179H17ZM78 182H79V180H78ZM82 182H83V180H82ZM73 183H74V180H73ZM80 183H78V184H80ZM183 183H184V181H183ZM9 184H11V183H9ZM55 184L57 186V182L56 181H55ZM101 184H102V182H101ZM120 185H121V183H120ZM221 185H223V184H221ZM6 186H7V184L5 185V187ZM10 186H7V187L9 188ZM177 186H178V184H177ZM5 187H4V189H5ZM65 188H67V187H65ZM184 189H186V188L184 187ZM78 190L79 189H77V191ZM69 191H65V192H68V194H70ZM12 193L17 196L16 198H18L19 196L21 197V195L19 194L18 190L17 191H13ZM25 193H27V192H24L23 195H25ZM56 193H57V191H56ZM0 194H1L0 196L2 197V193H0ZM3 194H5V193L3 192ZM43 194H42V196H43ZM61 194H62V192H61ZM27 195H29V194H26V196ZM193 195H194V193H193ZM61 196H60V198H61ZM36 197H38V200H39V197L40 196L37 195ZM28 199H30V198H28ZM48 200H49V198H48ZM204 200L206 201V199H204ZM59 202H60V200H59ZM66 202H67V200H66ZM191 203H192V201H191ZM57 204H59V203H57ZM200 204H201V202H200ZM26 207L29 209V212H31V210H32L31 208L32 207L27 206V204H26ZM23 208H24V206H23ZM58 208H57V211H59ZM17 210H19V209H16V211ZM24 210L25 209H23V211ZM46 211H47V209H46ZM24 213H25V211H24ZM66 213L64 212L63 214H66ZM8 214H10V213H8ZM93 214H94V212H93ZM8 216L9 215H7V217ZM60 216H62V215H60ZM229 216H230V214H229ZM18 219H19V217H18ZM230 219H231V221H233V217H231ZM23 220L25 222V219H23ZM52 220H50V221H52ZM65 220H67V218ZM75 220H77V219H75ZM91 220L92 219H90V221ZM8 221L10 222V220H8ZM29 221H32V219H30ZM29 221L27 220L28 223H29ZM36 222H37V224H35L33 226L34 229L32 230V233H33V235H35V237L37 239L39 238V240H37V239L36 240L41 243V241L44 240L43 235L45 234L44 230H45V226L46 225L44 226V229L42 230V228H40V226L43 225V224L38 225L39 224L38 223V220H36ZM71 222H73V221H71ZM58 223H60V222L58 221ZM20 224H22L21 221H20ZM46 224L48 225L47 222H46ZM0 225H1V223H0ZM29 225H30V223L28 224V226ZM68 225L67 226L65 225V226L68 227ZM13 226H14L13 224H9L4 229V231H5L4 237H6V240H4V238H0V264H4V263L15 264V263H13L11 261V257L18 258V260L15 259L14 262L15 261H18L17 263L21 262L20 264H27V263H25V261H27L29 259L28 258L29 257L28 254L30 253V251H31V253H33V257H31V258H34V260L38 261L39 264H43V261L46 258L47 252L43 253L44 252L43 249H40V248L37 249L35 246L32 245L33 243H31V241H29V242L24 241L20 236H18V234L21 235L20 232H19V229L20 228L18 227V229H17L18 231L16 232V231H14V228L15 227H13ZM20 226L22 227V225H20ZM54 228H56V227H54ZM24 229L26 230L27 228H24ZM156 229H158V228H156ZM21 231H22V229H21ZM72 232H73V230H72ZM93 232L95 234L96 230L93 229ZM93 232H92V234H93ZM67 233H68V231H67ZM153 234L154 235H153L152 239L151 238L148 239V242L146 244H144L142 242V240H139V242H138V244H139L138 251H140L142 253V255H143V256L141 255L142 260H139L138 259V260H135V261L125 262L126 260L125 261H122L121 260L122 258L120 259L119 257H116L117 255H119V253L122 255V253H124V251H125L124 250L125 248L122 249L119 245L117 247V243L116 242H113L112 239H111L110 243L105 242V240H99L96 243H97V247L99 248V250H101V253L102 254L103 253L104 254L110 253L109 251H112L113 252L112 253V256L108 257L107 260L105 258L104 264H127V263L128 264H227L226 263V260H224L223 258H222V260H219V261L216 259L215 250H213L214 251V254L212 256L210 254V257L204 258L202 256L201 249L199 248V246H197V236L196 235H194V236L192 235L190 237H186L183 240V242H181L177 246V245H175L174 238L170 236V234L168 233V231L166 233L165 232L164 233L160 232V233H158V235H160V236H158L156 234V230H155V232ZM56 236H57V234H56ZM18 237H20L21 239H19ZM63 237H65V236H63ZM247 237H244V238H247ZM57 238H58V236H57ZM203 238L204 237H202V238L200 237V241L201 242L202 241L204 242ZM263 238H264V236H263ZM58 239H60V237ZM101 239H102V236H101ZM63 240H64V242L67 245L71 241L70 239L67 238V236H66V238H63L62 241ZM21 241H24V242L21 243ZM260 241H261V244H264V241L263 240H260ZM39 242H38V244H40ZM35 243H37V242L35 241ZM241 243L239 241L238 242V245L240 246ZM244 243H246V241H244ZM111 245H112V247H111ZM114 245L116 246L117 249H115ZM252 245H254V244H252ZM121 246H122V244H121ZM42 247H43V245H42ZM66 247L67 246H65L63 252L60 251V249L59 250H56L54 248L53 254H55L54 256L58 255L60 257L59 258V262L60 263H62V264H85L84 262L87 261L86 259H84L85 261H83V260H80L81 259V257H80L79 261H77L78 256H79L78 255L79 253H75L74 254L73 252H75V251L68 253V251L66 250ZM244 247H245V245H244ZM47 248H48V246H47ZM113 248H114L115 253L117 255H114L115 253L113 251ZM1 249L4 251V253L1 252ZM116 250H117L118 253L116 252ZM69 251H70V249H69ZM248 251H250V250H248ZM23 252L24 253H27V256L28 257H23L22 258V255L20 253H23ZM77 252H78V250H77ZM137 253H139V252H137ZM243 253H245V252H243ZM85 254H87V253H85ZM245 254H247V253H245ZM259 254H257V255H259ZM80 255H82V254H80ZM84 255H82V256H84ZM31 256H32V254H31ZM121 257H125V256H121ZM231 257H232V261H234L233 264H246V263L241 262L242 260L239 259V257H237V255H234L233 254ZM259 257H261V256L259 255ZM251 258H253V257H251ZM185 259H186V261H185ZM30 260L31 259H29V262H30ZM251 261L252 260H250V262ZM89 264H92V262L89 261Z\"/></svg>",
    "mask_w": 264,
    "mask_h": 264
}]
</instances>
